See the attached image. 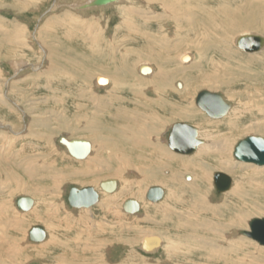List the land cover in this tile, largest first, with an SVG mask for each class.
<instances>
[{"label": "rangeland", "instance_id": "1", "mask_svg": "<svg viewBox=\"0 0 264 264\" xmlns=\"http://www.w3.org/2000/svg\"><path fill=\"white\" fill-rule=\"evenodd\" d=\"M84 1L87 0H0V124L5 127L0 129V264H264V246L239 234V231L249 230L251 219L264 218V165L242 163L233 158L239 140L248 135L264 137V131L256 128L264 127V117L252 111L257 103L255 95L261 99L264 93L258 89L263 87L264 90V64L255 68L250 65L252 62L244 63L264 60V50L247 54L234 43L235 36L243 33L264 37V0L193 2L195 10H206V16L213 12L217 15L215 10L221 6L235 10L243 20L251 15L255 21L251 27L228 33L230 41L225 46L237 55L234 61L214 54L200 57L197 50L190 49L196 48V39H192L191 47L181 46L171 52L159 48L153 37L156 35V0H147L148 3L130 0V7L120 2L84 12L73 5ZM128 10H139V13ZM212 30L207 34L214 38ZM146 32L153 38L146 36L145 39L142 33ZM168 35L173 36L171 32ZM185 35V32L180 34L177 42ZM145 51L152 59L159 55L167 61L160 64L161 58L158 63L138 59ZM183 55H188L189 61L184 63ZM116 57L117 60H113ZM13 59L23 60L25 66L13 69ZM118 59L123 62L119 63L120 67L125 64L133 73L132 77L125 74L126 80L119 88L127 85L140 88L141 96L129 91L119 95L124 100L116 107L127 109L128 114L121 112L117 123L127 119L126 127L140 129L138 125L149 124L151 118L158 120L164 115L169 119L161 128L159 138L165 149L174 155V161L166 158L163 163L154 165L153 155L145 148L136 150L142 152L145 159L137 160L141 154L135 151L130 162L152 166L160 173L156 182L137 185L139 173H130L124 178L102 172L94 174L106 164L118 163L114 161L116 155L111 161L107 158L122 136V130H113L109 120L112 114L109 95L114 93L110 88L113 79L110 72ZM238 62L242 67L236 68ZM192 63L197 67H191ZM142 65L151 68L149 74L153 71L167 74V78L161 79L165 80L162 92L160 88L153 90V87L136 83V79L150 80L155 75L142 77L139 73ZM242 74L251 79L245 81ZM116 76L119 83L121 78ZM100 78L109 83L98 84ZM255 79H258L257 87ZM201 90L220 94L231 105L229 113L217 120L206 116L194 103ZM155 97L158 105L151 102ZM171 109L184 117L171 114ZM239 110L245 111L240 120L244 119L230 128L228 120ZM176 122L195 126L201 142L227 139L230 145L227 156L230 163L225 169L212 168L198 193L185 186L188 183L185 176H191V181L197 179L186 163L195 153L182 156L167 147L169 130ZM61 136L69 140H88L92 143L91 155L85 160L70 157L57 143ZM95 157L101 159L99 165L93 161ZM2 161L7 167L2 166ZM80 171L90 174L81 177ZM214 172L231 177L228 191L216 193ZM106 180L116 181L112 194L99 189V183ZM124 181L126 184L122 185ZM87 186L99 193L98 202L89 208H71L67 202L70 188ZM123 186L128 190L126 195L112 202L109 209L99 207L103 197L116 195ZM152 186H159L164 192L163 199L157 203L145 198ZM136 193H140V197L135 196ZM21 197L34 201L28 211L18 209L17 201ZM132 198L140 203L139 212L123 213V201ZM196 201L199 205L206 203L204 208H195ZM206 208L211 209L210 212H206ZM226 212L232 213L230 221ZM248 213L250 217L242 226L233 223L237 215ZM225 224L236 226L231 232L225 231V227L220 230ZM35 225L42 226L46 233L43 242L29 239V229ZM156 236L162 241L159 248L153 252L140 250L144 238ZM215 245L219 246L218 250ZM214 247L215 252H212Z\"/></svg>", "mask_w": 264, "mask_h": 264}, {"label": "bare ground", "instance_id": "2", "mask_svg": "<svg viewBox=\"0 0 264 264\" xmlns=\"http://www.w3.org/2000/svg\"><path fill=\"white\" fill-rule=\"evenodd\" d=\"M91 1L92 0H89V1L87 0V1H84L86 3L81 2V3H78V4L77 3L76 4L71 3V4H73L78 11L80 10V11H83V12L86 11V10L88 11V10L94 9V8H107L108 6L117 5L120 2H122V3L125 2L126 4H129L128 5L129 7H130V5H132L131 4L132 2H130V0H115V1L110 2V3L102 4V5H97V6L91 4ZM197 1H199V3H200V0H156L155 1V7L154 8H156V16H154L155 17L154 18L155 19L154 21L156 23V31H155V33H156L157 36L154 35L153 37L157 40V43L158 44H156V45H158V47L161 48V49L164 48L165 49L164 51H166V52H171L172 50H175L176 48H180L181 46L191 47L190 45H193L194 44V42H193L192 39H194V40L196 39L197 40V42L195 41L196 48L193 47V48H190V49H192V51H193V49L194 50H197L199 52L198 55L200 57L201 56L206 57V55L209 57V55L214 54L216 56L217 55L223 56V57L226 58V60L229 59L230 61H234L235 60L234 57H236L237 55L236 54L234 55L233 51H231L228 48V46H225L228 43V40H229L228 37H227L229 35L228 33H230L231 31L233 32V31L240 30L242 28L244 29L246 27H251L255 23V21L251 18V15H249L250 16V17H248L249 19L243 20V19H241V18L238 17L239 16V13H237L235 10H231V8L229 10V8H225V7H222V6H221L222 8L220 7V8H217V10H215V12L217 13V15L219 14L220 17H218L217 15H215L214 12H213V14H211V15L208 14L206 16L205 15L206 10L200 9L199 11H197V9L195 10V7H193L194 6L193 5V2H197ZM142 2H141V4H142ZM145 2L148 3L147 0H145ZM202 2H201V4H202ZM228 2H229V0H228ZM76 5H79V6L77 7ZM221 5H223V4H221ZM57 6H59V4ZM60 6H59V8H60ZM214 6H216V4ZM120 8H124V6H120ZM146 8H149V7H146ZM128 12H132V13H135L136 12L138 14L139 13V10H134V11L133 10H128ZM201 14H203L204 16H202ZM196 15H197V17L199 16L200 19H196L197 18ZM197 28H199V30ZM207 28L213 29L212 32L214 34V38L211 37V34L210 33L207 34V31H209V29L207 30ZM217 28H219V29H217ZM168 31H170L173 36L168 35L170 33V32L167 33ZM184 32H185L186 35L181 38L180 42H177V38H179V35L180 34L183 35ZM197 32H199V34H197ZM142 34L145 35V39H146V36H147V38L148 37L153 38L152 36H149V34H147V32H146V34L145 33H142ZM244 34H254V33H243V34H239L238 36H241V35H244ZM255 35L257 36L258 34H255ZM142 37H143V35H142ZM237 37L235 36L234 39H236ZM152 43H156V42H152ZM144 44H146V43H144ZM112 52L115 53L116 50L114 48H112ZM256 53H258V52H256ZM247 54H250V53H247ZM125 56H127V55H125ZM125 56H121V58H125ZM137 58L138 59L145 60V61H153V63L154 62L155 63H158V61L161 58L160 64L165 63V61H167V59H165V58L163 59L159 55L158 56L156 55L154 57V59H152L149 54L147 55L146 51L143 52L142 55H138ZM114 59L117 60V57L116 58H113V60ZM189 59H190V57L188 55H183L182 56V60L184 61V63L187 62V61H189ZM230 61H229V63H231ZM249 62H252V63H250V65L255 66V68L256 67L258 68V66H261V64L262 65L264 64V60H262V59H260L258 61H255V60L249 61V60H247L244 63L249 64ZM119 63H122L123 64V62L121 61V59H118V62L117 63H113L114 65L112 64V68H111V72H110L112 74L111 76H113L112 77L113 79H111L112 82H111L110 88H111V90H113V92L115 94L114 93H111L109 95V98H110L109 101H111V103H109V109L112 112V114L109 115V120H110V122H112L111 123V127L113 128V130H114V128H119V129L122 130L121 131L122 136L120 137L121 138V141L118 140V144L116 145L115 149L114 150H110L109 153H108V155H107L108 161H111V159H114L113 156L116 155V158L117 159L114 160V161L115 162H118V163H117V165L115 164V165H110V166H108L106 164L105 166H103L104 169H100V170H97L96 169L97 171H95L94 174H98V173H101L102 172V173H107L109 176H114V177H117V178L118 177L119 178H124V176L127 175V174L133 173V174L136 175V174L139 173L140 176H142V177L138 176V180L136 181V184L137 185H141L143 182H146V181H148V182H156L155 179H156L157 175H159L160 173L158 171L153 170L152 166H143V165L139 166V165H134L133 162H132V164H130V162L133 161L132 155H134V153H135L136 150L145 149V148H147L148 151H149V153H151V155H153L154 158H153L152 162L154 163V165H155L156 162L163 163L164 161H166V158H169L170 160L172 158V160L174 161V155L172 156L170 154V152H168L167 149H165L164 145L161 143L160 138H159V136L161 134V132H160L161 131V128L162 127H165V125L169 121V119L167 118L168 116H164V115L161 114L162 116H161V118L159 117L158 120L157 119L152 120V118H151V122L149 124H148V122H146L147 123L146 125H143V126L142 125L141 126L138 125L140 127V129H137L138 127L136 128L135 126L134 127H132V126L131 127L130 126H127L126 127L125 121L127 119L124 120L122 123H117V122H119L118 120L121 117V115L120 116H118V115L121 112L124 113L125 115L128 114V112L126 111L127 109L122 108V107H116L118 104L121 103V101L124 100L123 96H119V95L122 94L123 92L126 93V91H129L130 93H133V95H139V96H141L140 88L139 89H135V88L133 89V87L131 88L128 85L126 87L119 88L123 84V82H125L124 80H126L125 77H124L125 74H127L128 77H132V75H133L131 69H128L125 66V64H124V66H121L120 67L119 66ZM235 64L237 65L236 68L242 67V66H240L239 62L238 63H235ZM11 65H12L13 69L20 70V68H22V67L25 66V62L23 60H21V59H17V60H14L13 59V61L11 62ZM185 65H187V64H185ZM192 66H193V63L191 65V67ZM193 67L195 68L197 66L194 65ZM241 72L242 71L240 70V73ZM116 74L121 78V80H119V83L118 82L116 83V81H117V79H115V77H117ZM153 74H155L154 71H153L152 74L145 75L144 77H147V76L153 75ZM245 74H242L244 80L245 81L246 80L247 81L250 80L251 78L249 76H246L247 74L246 75ZM166 75L167 74H165V72H162V71L161 72H157L154 75V77H152V79L147 80L148 78H146V79H144L145 81L136 79V83H138L140 85L141 84H144L145 86H149L151 88L153 87V90H157V89L160 88L161 90H159V91L162 92V90H163L162 89V86H164L163 84H164V81L165 80L163 81L161 79L163 77H166L167 78ZM205 75H206V73H205ZM248 75H250V74H248ZM255 76H257V75H255ZM257 80L258 79H255L254 80V82H255V85L254 86L255 87L258 86ZM261 81H260V83L263 84V82H261ZM107 82H108L107 79L100 78V80L98 81V84H100V85H107L106 84ZM165 85H166V83H165ZM168 87L170 88L171 86H168ZM177 87L178 86L176 85V88ZM122 88H124V89H122ZM252 89H254V88H252ZM258 89L264 91L263 90V87H260ZM155 94H156V92H155ZM255 96L257 97L255 99L257 103H256V106H254V108H253L252 111L257 112V116L258 117H260V116H263L264 117V93H262V96H261L262 98L261 99L258 98V95H255ZM106 97L108 99V96H106ZM102 101H103V99H102ZM103 102H101V103H103ZM151 102L154 103V105L157 104L156 103V97H155V99L151 100ZM161 102H163V101L161 100ZM162 104H166V103L163 102ZM104 105H105V103H104ZM167 105L169 106V108L170 107H173V106H170L169 104H167ZM123 109H124V111H123ZM171 112H172L171 114H173V115H175L177 117H180V118H183L184 117L183 116L184 114L183 115H182V113H180V114L178 113L177 114L176 112H174V109H171ZM244 112L245 111H243V110H239L238 112H236V114L233 115L234 117H232L231 119L228 120V124L229 125L227 124V126H229L230 128H233L234 127L233 126L234 124H239L241 122V120L244 119L243 118V119L240 120V118L242 117L241 115ZM231 114H233V113H231ZM257 116L254 115V118L255 119L258 118ZM185 118L190 119L191 117H188V116L186 117L185 116ZM142 119H144V118H142ZM146 120H148V119H146ZM137 123H139V122H137ZM226 123H227V121H226ZM126 124H127V121H126ZM152 124H153V126H152ZM43 125H45V124H43ZM218 126H221V125L219 124ZM222 127H225V126H222ZM1 128H5V127L2 124H0V129ZM256 128L259 129V130L264 131V127H260V128L259 127H256ZM26 129H27V126H26ZM11 132H13V131H11ZM27 134H28V132L27 133H24V135H22V137H24ZM19 138H21V137H19ZM197 139L199 141H201V139L199 137V131L197 132ZM112 142H114V141L112 140ZM201 143L202 144L199 145L197 147L196 151L194 152L195 153L194 157L193 158H190V159H188L186 161V163L188 165H190L189 168L191 170V173L197 179L191 181L192 180L191 176H188V175L185 176V178L188 179V183L185 186H187L188 190H192L193 189L194 193L195 192L198 193L200 191L199 189L203 185H205L206 179L209 176V173H210V171H211L212 168H215V167L219 168L220 167V168H224L225 169L226 168V164H229L230 163L229 160L227 159L228 150H229V146H230L229 145V142L227 141V139L219 140V141L218 140L217 141L214 140V141H209V142H205V143L204 142H201ZM115 144H116V142H115ZM115 144H113V145H115ZM125 147H127L126 148V150H128L127 152L124 149ZM118 151L121 152V153H119ZM136 152H138V151H136ZM90 153H92V147H91V152ZM90 153H89L88 157L91 155ZM138 153L141 154V156L140 155L137 156V160L145 159V157L143 156V153L142 152H138ZM118 155H119V157H118ZM179 155H181V154H179ZM182 156H186V155H182ZM96 157H97V155H96ZM96 157L93 159V161L96 163V165H99L101 163L100 162L101 159L96 158ZM119 161H120V163H119ZM109 164H113V163L112 162H109ZM223 165H225V166H223ZM2 166L7 167V163L4 161L2 163ZM57 173H59V172L57 171ZM81 174H82L81 177H84L85 175L90 174V173L81 172ZM122 181H123V179H122ZM124 184H126V181L122 182V185H124ZM196 189H198V190H196ZM255 192H258V191H255ZM112 193L113 192L108 193V194H112ZM127 193H128V190H126L125 186H123L117 192L116 195H112V196H108V197L105 195L106 197H103L101 199V202H100L99 207H103V208H105V210L106 209H109L108 207H109V205L112 202L116 201L117 199H120L122 196L126 195ZM97 194L99 196V193L98 192H97ZM139 194L136 193L135 196L140 197L141 194L140 195ZM196 196L197 195H195V197ZM126 200H128V199H125L123 201L122 205H121V211L122 212L124 211L123 205H124V202ZM135 201H137V200H135ZM32 202H34V201H32ZM205 204L206 203H203V204L200 203V205H199L198 201H196L195 208H197V207L204 208V205ZM199 209H197V210H199ZM139 210H140V203H139ZM204 210L206 212H210L211 209H207L206 208ZM216 210H217V208H216ZM20 211H24V210H20ZM138 212L133 213L131 215L137 214ZM125 213L129 215V213H127V212H125ZM226 213H227V216H230V218H229V221H230L231 220V214L232 213H229V212H226ZM221 216H222V214H221ZM248 216L250 217V213L244 214V215H237V217L234 218L233 223L236 224L237 226H242L244 224L243 222H245V219L248 218ZM219 222H220V220H219ZM222 225H223V223H222ZM236 225L225 224V226H222V227H219L218 226V227L221 228L220 230H222L225 227V231L231 232L232 228L234 226H236ZM218 227H217V229H219ZM212 229H213V227H212ZM44 233H45V231H44ZM45 238H46V233L44 234V239ZM149 238L150 237H148V239ZM157 238L159 240V244H158V248H159L161 246V244H162V241H161V239L159 237H157ZM145 239H147V238H144L143 241H142V243L144 242ZM238 239H239L238 242L241 243V241H240L241 238H238ZM43 240L41 242H43ZM215 247L218 250L217 247H219V246L215 245ZM215 247L213 248L212 252L214 251ZM156 249L157 248L151 249V250H149V252H153ZM219 253H220V251H219ZM218 260H220V259H218Z\"/></svg>", "mask_w": 264, "mask_h": 264}, {"label": "water", "instance_id": "3", "mask_svg": "<svg viewBox=\"0 0 264 264\" xmlns=\"http://www.w3.org/2000/svg\"><path fill=\"white\" fill-rule=\"evenodd\" d=\"M113 1L115 0H92L91 4L97 6ZM234 43L239 50L245 53H256L264 49V37L255 34L238 36ZM150 72L149 66L142 65L139 67V73L142 76L148 75ZM194 103L206 116L214 120L225 117L231 109V105L220 94L208 90L198 92ZM197 132V128L191 124L176 122L169 130L167 147L174 153L191 155L201 144V141L197 139ZM57 143L66 149L70 157L77 160H85L91 152V143L85 139L69 140L61 136L57 139ZM233 158L242 163L264 165V137L248 135L239 140L234 147ZM212 180L218 194L226 192L232 184L231 177L222 172H214ZM116 187L115 180L99 183V189L107 193L114 192ZM163 196L164 192L159 186L150 187L145 194L146 200L151 203L161 201ZM98 197L97 192L90 186L71 187L67 195V202L71 208H89L97 203ZM32 205L33 202L30 197H21L17 201V207L20 210L27 211ZM123 208L125 212L133 214L139 211V203L134 199H128L124 202ZM248 226V231H239V234L264 246V218H253L248 222ZM44 234V229L40 225L32 226L28 232L29 239L34 242H41L44 239ZM158 244L157 237H150L144 240L140 250L149 252L151 249L158 248Z\"/></svg>", "mask_w": 264, "mask_h": 264}]
</instances>
